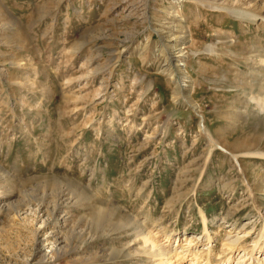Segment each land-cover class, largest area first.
I'll list each match as a JSON object with an SVG mask.
<instances>
[{"label":"rangeland","instance_id":"rangeland-1","mask_svg":"<svg viewBox=\"0 0 264 264\" xmlns=\"http://www.w3.org/2000/svg\"><path fill=\"white\" fill-rule=\"evenodd\" d=\"M206 1L0 0V264H58L56 239L101 201L147 215L185 249L199 209L209 221L228 213L211 242L223 250L229 223L256 212L223 147L239 152L264 208V122L247 104L264 83L249 67L264 47V0ZM172 46L183 77L165 64Z\"/></svg>","mask_w":264,"mask_h":264},{"label":"bare ground","instance_id":"bare-ground-1","mask_svg":"<svg viewBox=\"0 0 264 264\" xmlns=\"http://www.w3.org/2000/svg\"><path fill=\"white\" fill-rule=\"evenodd\" d=\"M197 1L202 3L208 2L206 0H196V2ZM224 7L228 10L233 9L228 8L227 6ZM242 12L244 11H240L238 13L244 15L248 14ZM247 17H249L250 20H256L254 14L251 12ZM261 21L264 22V15ZM176 50L178 49L172 46V50L170 49V51H167L168 53H166L167 55L165 64L172 65L176 70V74L179 73L181 75L178 76L183 77L187 72L185 68H183L184 64L180 62V58H177L178 55L176 54ZM163 52L165 51L163 50ZM251 58L253 64L249 65V67H251L254 71L256 69L264 70V47L259 46V49L253 53ZM172 72H170L169 74H173L175 76V74ZM175 82V93L177 95L180 94L183 90L179 78H175ZM247 100L248 106H251L250 109L255 112H259L261 114V119H263L264 122V83L262 84L261 91H258L256 93L249 92L247 94ZM184 102L188 106L193 108V110H198L199 105L191 98L185 96ZM252 110H250L249 112H251ZM199 124L200 129L207 134L210 145H219L216 142L217 140L213 139L207 132L204 125L203 115H201ZM223 148L228 152V154L231 155L232 159L234 160L235 167L237 169L236 171L238 172L237 175L240 176L239 178L244 183L243 185L245 186L247 194L251 199V205L256 209V212L252 215L253 217H248L247 220L242 222L234 220V222L229 223V225L231 226L230 232L228 230L224 234L225 237L221 244L222 246H225L228 251H225L226 248H224L223 250L221 249L219 252L215 253L212 247L213 245H211V242L213 240L217 241L216 235L218 234V229L220 230L223 223H228V213H225L222 216L214 217L211 221H209L203 210L199 209L198 212L202 223V231L199 235L193 233L189 235V233L187 236H185L186 231L183 232L182 240H187L188 245H190L189 243H191L192 241L195 244L194 247L185 249L187 245L186 247L184 245H180L181 248H179L180 243L177 245V243L180 241L179 238L177 240L176 246L173 247L170 238L176 235L164 231L165 229L162 230L163 228L161 227V225H157L153 223V221H150L147 215L137 217V215L135 214H127L126 212L121 213L118 208H114L111 205L101 201V204L96 206V210H100L99 215L95 216L94 218L90 217L86 220L78 219V221H74L72 224H69V226H67L66 228H69L67 233V241L63 240L62 238L56 239L55 255L58 258V264H99V261H108L111 258L114 259L117 257L123 258L124 260L122 262H117L114 264H123L125 260L131 262V264H178L182 259V254H185L187 251L188 253L193 252V255L190 259L191 261H194L189 264H194V262L198 261L201 257L202 261L204 262L203 264H227L233 258V255H235V253H237V255L234 256V258L231 260L232 264H264V208L257 201V192L253 188L254 181L249 178L247 169L239 160L241 158L239 152L237 153L234 150L231 151V149H228L226 147ZM240 153H242V156L243 154H247L248 156L258 154L256 151L252 152L248 150L241 151ZM259 154L264 155V153L260 152ZM203 168L202 170H200L202 171L201 174L204 173ZM223 186L231 187L232 184L225 183ZM94 194H91V196H93ZM63 206L65 205L60 206L59 209H63ZM116 213H119L120 216L115 219L114 217ZM59 218L60 217H57L55 219L57 221V226L61 225L59 222L61 219ZM62 220V222H65L64 218ZM257 221H259V224H256ZM63 224L65 225V223ZM210 224L215 225V227L211 228V230L208 228L210 227L208 226ZM64 227L65 226L61 227L62 231H64ZM161 235L165 240H162L160 238ZM250 238L251 240H249ZM100 239L103 241L106 240V245L104 246V243L101 242L103 245L102 249L99 251H92L91 245L95 241H98ZM114 239H119V243H113ZM249 241L251 242L249 243ZM199 245L201 246V249L199 248ZM204 245H207L209 247L203 250L202 247ZM256 252L258 253L257 255ZM66 256H68L67 259H65Z\"/></svg>","mask_w":264,"mask_h":264}]
</instances>
